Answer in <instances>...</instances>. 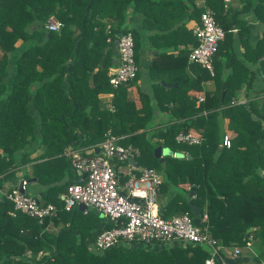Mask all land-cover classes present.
Listing matches in <instances>:
<instances>
[{
  "label": "trees",
  "instance_id": "obj_1",
  "mask_svg": "<svg viewBox=\"0 0 264 264\" xmlns=\"http://www.w3.org/2000/svg\"><path fill=\"white\" fill-rule=\"evenodd\" d=\"M181 1L0 0V188L34 159L29 158L31 145L43 148L37 157L54 156L68 144L70 150L94 145L110 130L121 144L137 149L133 159L139 166L160 174L157 192L166 195L161 217L182 212L192 217L188 197L200 210L199 221L206 213L218 245L243 247L251 236L262 256L264 0H203L202 8H196L194 0L182 1L197 21L204 7L210 9L224 31L212 56V74L187 62L195 45L190 29L164 20ZM128 11L140 15L139 28L126 25ZM49 18L60 23L57 31L45 28ZM125 32L132 36L136 73L132 80L111 87L114 42ZM234 38L240 55L234 51ZM144 39L148 51H155L145 70L151 89L145 93L138 86L136 108L126 89L140 76L138 54ZM169 71L175 76L173 88L159 83V75ZM205 82L211 86L205 87ZM190 90L204 94L197 105ZM239 92L245 102L232 104L240 99ZM106 93H112V111L99 97ZM29 104L39 117L36 125ZM155 108L166 111L171 122L152 127ZM178 131L198 135L200 142H176ZM224 134L230 136V145L218 150ZM157 145L191 158L165 155L160 163L153 156ZM5 192L0 197V264H203L208 254L190 243L166 248L133 242L135 246L95 251L92 243L103 228L97 227L101 219L92 211H65L61 200L53 204L54 216L38 222L19 212L9 215L12 203Z\"/></svg>",
  "mask_w": 264,
  "mask_h": 264
},
{
  "label": "built area",
  "instance_id": "obj_2",
  "mask_svg": "<svg viewBox=\"0 0 264 264\" xmlns=\"http://www.w3.org/2000/svg\"><path fill=\"white\" fill-rule=\"evenodd\" d=\"M45 28L57 31L60 23L49 18L45 22ZM191 34L195 45L189 49L187 62L197 64L212 74L210 60L223 39L224 31L210 9L203 8L198 21L191 28ZM115 60L114 69L108 77L111 87L132 80L136 73L133 40L129 32L121 33L117 37ZM203 98V92L196 96L197 102H201ZM107 109L112 111V105L108 104ZM119 139L110 130H106L103 139L87 153H82L81 150L68 151V163L81 177L65 185L61 198L63 210L71 211L82 203L111 221L119 220L118 225L103 228L96 234L93 249L103 251L120 244L128 246L133 242L146 246L153 243H190L207 250L203 264H229L220 256L224 248L217 244L208 230L206 213L202 214L196 225L187 212L165 218L158 214L155 197L162 182L160 175L152 168L141 167L134 170L132 165L127 164V160L137 154V149L130 144H121ZM200 139L198 135L182 131L174 136L176 142L191 145L199 143ZM229 145L230 136L224 134L220 146ZM95 149L97 154L94 153ZM174 153L172 152V156ZM113 161L127 164L123 182L118 179ZM26 185V180L20 177L18 183L11 184L5 192L6 199L12 203L9 215L14 216L15 212H19L38 222L45 217L54 216L56 207L52 203H39L28 195ZM238 254L239 249L233 248L232 256Z\"/></svg>",
  "mask_w": 264,
  "mask_h": 264
},
{
  "label": "crops",
  "instance_id": "obj_3",
  "mask_svg": "<svg viewBox=\"0 0 264 264\" xmlns=\"http://www.w3.org/2000/svg\"><path fill=\"white\" fill-rule=\"evenodd\" d=\"M182 1L181 3H177V6H175V9L173 12L167 13L166 15H164V20L169 19L168 21L170 25H172V27L174 26L178 27L180 25H183L186 29H190L191 31L192 26L194 25V23L197 22V20L195 19V17H191L192 16L191 8L190 7L186 8L184 5L185 1L184 2ZM203 3H204L203 0H194V6L196 8H202V5H204ZM128 12H129V17L127 18L126 25L136 26L137 28H139L138 23L140 20V15L136 13H132L130 11ZM248 25L251 28L255 26V24L251 21L248 23ZM163 26H164V22H163ZM255 38H256V35L252 34V40H254ZM147 47H148V41L144 39L142 41V45L140 47L139 54H138L139 55L138 56L139 69H140V72L142 71V74L139 76V78H137L138 80L135 82L134 85H131L127 87L126 89L129 93L128 97L133 100L136 108L140 106V100H139L138 90H137L138 86L140 88V91H143L145 93L150 92V89H151V85L147 82V80H145V70L147 67L146 65L148 63V60L155 53V51L154 50L148 51ZM233 47L237 55H240V51L242 49L239 46L238 40L236 38H234ZM181 48H182V45H178V49H181ZM172 52L173 54H175L176 51H172ZM109 72H112V69ZM161 77L162 79H160L159 81L161 86L166 87V88H173L171 84H174V87L176 86V83L172 82V80L175 78L173 71L163 72V74H160L158 78H161ZM163 80L166 82H164ZM204 85L205 87H208V88L211 86L209 82H205ZM201 92L190 90L187 93L188 95L194 96L196 98V96H199ZM158 94H160V92H158ZM99 97L101 98V101H102V104H104V107L107 108V105L111 104V98L113 96H112V93H106V94H100ZM239 98L245 100V96L241 92L238 93V99ZM231 101H233L232 104H235L236 102L240 103L239 102L240 99L238 101H235V100H231ZM197 103L198 102L195 99V104L197 105ZM28 109H29L30 114L33 115L35 119V125L38 124L39 117L34 107L32 106V104L28 105ZM169 122H171V120H170L169 115L166 113V111L160 110L158 108L154 109L152 118L150 120V125L152 127L164 125ZM223 126H225V120L223 121ZM99 142L95 143L94 145H90L88 147L81 149V152L87 153L89 149L93 148ZM42 149H43L42 147L41 148L35 147V144L31 145V153L29 154V158H33L35 156L34 159H31V161H28L23 166H20L17 169V171L14 173L13 179L11 178L10 180L7 179L5 183H3V186L0 188V197L4 194L5 190L9 188V186L12 183L17 184L21 176L24 177V175H27V178L26 177L24 178L27 182L26 192L28 193V195L35 198L39 203H52L54 205L61 204L58 201L62 200L61 198H62L64 186L69 182L79 180V178L81 177V175L78 172L72 170V168L70 167L68 163V151L72 149V147L70 144H68L64 147L62 146L59 149L58 153L54 156L37 157L43 152ZM126 163L132 165L134 168H141V166L139 165L138 167H135V163H137L135 160H134V163H128V161ZM112 164L114 165V169L116 170L118 174L119 181L123 182V180L125 179L124 175L127 171V166H126L127 164L125 165V163L123 164V162H115V161H113ZM120 178L121 179L124 178V179L120 180ZM165 196L166 195L164 193L158 195V192H156L155 203H156V209L159 215L161 212V207L163 206L164 201H165ZM92 210L94 209L79 211L77 210V207H76L72 209L71 212L75 214L78 212H86V211H92ZM96 215H98V217L101 219L99 221V225L97 226L99 228H109L116 224V221H111L108 218L101 216L99 213ZM248 241L249 242L247 243V251H246L245 257L242 255L243 254L242 247H237V246L225 247L221 251L220 256L225 261L227 259H234L233 262L229 264H236L239 261H245L243 264H257L254 262V261H257L256 259H259L261 261L258 264H264V254H262V256L258 254V250H259L258 246H256V250L252 248V245H251V243H253L252 237L250 240L248 239ZM130 246H135V245H130ZM91 247H92V250H94L93 246ZM233 248L239 249V254L234 257L232 256Z\"/></svg>",
  "mask_w": 264,
  "mask_h": 264
},
{
  "label": "water",
  "instance_id": "obj_4",
  "mask_svg": "<svg viewBox=\"0 0 264 264\" xmlns=\"http://www.w3.org/2000/svg\"><path fill=\"white\" fill-rule=\"evenodd\" d=\"M119 35H120V33L117 34V36H119ZM116 42H117V39L114 42L115 45H116ZM114 52L116 53V50ZM112 64L115 65L116 64V60H113ZM171 86L174 87V84H171ZM222 95H223V92H222ZM217 149L220 150L221 146H218ZM94 153L97 154V150L96 149L94 150ZM165 155L172 156V151H170L166 147H161L160 145H157V146H155L153 148V156L155 158H157L159 160V162H163V159H164ZM173 157H177V158H181V159L182 158H186V159H190L191 158L190 154H188V153H186V154L185 153H179V152L174 153ZM127 161H128V163H134V159L133 158H129ZM135 167H138L137 163H135ZM190 195H191V191L189 192L188 196H190ZM187 204L190 207V211H191V214H192V222H193L194 225H196L197 222H198V215H199V211L200 210H199V208H198V206L196 204L192 203L190 198H188ZM77 210H79V211L91 210V208L90 207H86L84 204L80 203V204L77 205ZM92 211L95 214H98V212L96 210H92ZM159 211H160V209H159ZM118 224H119V220H116V225H118ZM250 230H251V228L247 229L246 232H248ZM233 260L234 259H227L226 261L228 263H232Z\"/></svg>",
  "mask_w": 264,
  "mask_h": 264
},
{
  "label": "rangeland",
  "instance_id": "obj_5",
  "mask_svg": "<svg viewBox=\"0 0 264 264\" xmlns=\"http://www.w3.org/2000/svg\"><path fill=\"white\" fill-rule=\"evenodd\" d=\"M214 59H212L211 58V60H210V63H211V67H213L215 64H214V61H213ZM216 65H218V62H216ZM142 74V71H141V73H140V75ZM241 99V98H240ZM240 102H245V100H240ZM113 107V106H112ZM124 164V163H123ZM180 246H183V245H181V244H179ZM251 245H252V248H254L255 250H256V244H254V243H251ZM164 246L166 247V248H168L169 246H170V244H164ZM152 249H153V247H152ZM246 251H247V245L246 246H243L242 247V255L245 257L246 256ZM257 261H254L255 263H260L261 261L259 260V259H256ZM245 261H239L238 263H236V264H243Z\"/></svg>",
  "mask_w": 264,
  "mask_h": 264
}]
</instances>
